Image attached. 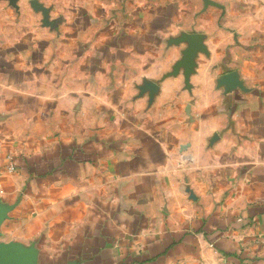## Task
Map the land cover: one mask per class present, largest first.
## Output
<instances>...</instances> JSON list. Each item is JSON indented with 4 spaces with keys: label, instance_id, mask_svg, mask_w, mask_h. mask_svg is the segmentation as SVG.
Wrapping results in <instances>:
<instances>
[{
    "label": "crops",
    "instance_id": "0c3cea01",
    "mask_svg": "<svg viewBox=\"0 0 264 264\" xmlns=\"http://www.w3.org/2000/svg\"><path fill=\"white\" fill-rule=\"evenodd\" d=\"M210 1L0 18V243L20 264H264V0Z\"/></svg>",
    "mask_w": 264,
    "mask_h": 264
},
{
    "label": "rangeland",
    "instance_id": "374dc122",
    "mask_svg": "<svg viewBox=\"0 0 264 264\" xmlns=\"http://www.w3.org/2000/svg\"><path fill=\"white\" fill-rule=\"evenodd\" d=\"M77 0H0V18L3 30L22 32L24 28L37 30L40 26H49V13L52 10L61 12ZM42 16V22L32 20L31 15Z\"/></svg>",
    "mask_w": 264,
    "mask_h": 264
},
{
    "label": "water",
    "instance_id": "95a60500",
    "mask_svg": "<svg viewBox=\"0 0 264 264\" xmlns=\"http://www.w3.org/2000/svg\"><path fill=\"white\" fill-rule=\"evenodd\" d=\"M205 3L211 4L210 0H204ZM179 41H187L188 46L182 54V59L177 62L176 68L183 67L185 79H188V75L192 72L193 58L197 51L202 49L197 34H185L182 35ZM21 250L13 244H1L0 243V264H20Z\"/></svg>",
    "mask_w": 264,
    "mask_h": 264
},
{
    "label": "built area",
    "instance_id": "2783aa9c",
    "mask_svg": "<svg viewBox=\"0 0 264 264\" xmlns=\"http://www.w3.org/2000/svg\"><path fill=\"white\" fill-rule=\"evenodd\" d=\"M8 170H9V171L13 170V165H12L11 162H10L9 165H8ZM177 264H187V263H186V262H179V263H177Z\"/></svg>",
    "mask_w": 264,
    "mask_h": 264
}]
</instances>
